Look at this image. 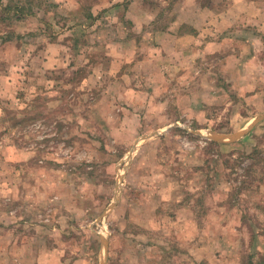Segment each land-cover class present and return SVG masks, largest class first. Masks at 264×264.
<instances>
[{"label": "rangeland", "instance_id": "rangeland-1", "mask_svg": "<svg viewBox=\"0 0 264 264\" xmlns=\"http://www.w3.org/2000/svg\"><path fill=\"white\" fill-rule=\"evenodd\" d=\"M114 1L0 0V264H263L264 0Z\"/></svg>", "mask_w": 264, "mask_h": 264}, {"label": "crops", "instance_id": "crops-1", "mask_svg": "<svg viewBox=\"0 0 264 264\" xmlns=\"http://www.w3.org/2000/svg\"><path fill=\"white\" fill-rule=\"evenodd\" d=\"M124 1L125 0H115L113 3L112 2L110 4L106 3L103 5L104 7H108L109 5L113 7L117 5L115 8L118 9L120 8V6H122ZM176 2H178V6H180L181 9L176 14V19L172 21L170 27L168 28V32L171 31L170 35L172 38L176 39L177 41L184 40L185 41L184 44L190 45V43H193L192 40H196L199 37L203 36L202 32L206 33L205 28L208 29L209 27H211V30L215 31L216 33H218V30L221 29L223 22H224V19H223L224 13H221V14L216 13L215 7L210 8L207 6H202L200 5L199 0H178ZM228 2L230 3V0ZM103 5H101V7ZM232 6H233L232 8H234L238 12V14L241 16L243 14H248L249 11L252 10L253 3H252V0H232ZM129 9H131V7H129ZM97 10H98V6H95L94 8H92L91 11L94 16H96ZM139 10H140L139 15L135 17L140 18L141 21L138 24H141L142 27L147 26L152 22L153 23L156 22V19L158 16L154 10H150L146 7L144 8L142 7ZM182 15H183V18H181ZM247 23L248 25L249 24L252 25V27L260 26V24H262V22H260L259 19H255V18L247 19ZM172 25H175V27H177L178 30L176 32L173 31V28L171 29ZM187 26L195 31V35H191L189 33H185V34L178 33L180 32L182 27H187ZM214 35L216 36V38L210 39L207 42L203 40L205 43V50L211 51V53H214L213 50L218 51L219 49H222L224 42H225L223 39L218 38V34L217 35L214 34ZM203 37L207 38L208 36H203ZM160 45L161 43L159 42L153 47L154 52L152 56L155 57V52L161 49ZM209 49H212V50H209ZM140 54L142 55L141 58H138V56L136 55L137 64L139 61H145L148 58H150L148 55L144 53H140ZM254 58L257 59L258 56L256 55ZM126 61L129 62V59H127Z\"/></svg>", "mask_w": 264, "mask_h": 264}, {"label": "water", "instance_id": "water-1", "mask_svg": "<svg viewBox=\"0 0 264 264\" xmlns=\"http://www.w3.org/2000/svg\"><path fill=\"white\" fill-rule=\"evenodd\" d=\"M264 119V115H261V116H258L253 122L252 124H250L248 126L247 129L245 130H242L238 133H235V134H232V135H223V134H217V133H210V135L208 136V138L210 140H215L217 142H226V141H237L239 140L240 138L244 137L247 132L249 130H251L256 124H258L260 121H262ZM195 133H198L200 134V132H195ZM159 135V133H152V134H149V135H146L144 136L142 139L143 140H147L151 137H154V136H157ZM118 197L116 198V202L119 200V197H120V189H119V193L117 195ZM115 204H113L111 206V208L114 206ZM102 242H103V246H104V251H105V254H104V259L102 261V264H107V251H108V241L105 237L102 236Z\"/></svg>", "mask_w": 264, "mask_h": 264}, {"label": "trees", "instance_id": "trees-1", "mask_svg": "<svg viewBox=\"0 0 264 264\" xmlns=\"http://www.w3.org/2000/svg\"><path fill=\"white\" fill-rule=\"evenodd\" d=\"M204 6V5H203ZM23 13V12H22ZM160 16H161V14H160ZM19 17H21V16H19ZM36 107H37V105H36ZM247 264H255V262H252L251 260L249 261V262H247ZM264 264V263H263Z\"/></svg>", "mask_w": 264, "mask_h": 264}]
</instances>
